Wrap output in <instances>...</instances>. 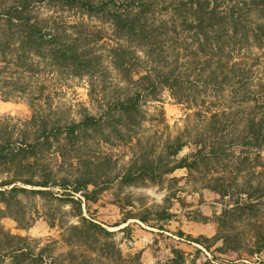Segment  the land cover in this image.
Masks as SVG:
<instances>
[{"label":"rangeland","instance_id":"obj_1","mask_svg":"<svg viewBox=\"0 0 264 264\" xmlns=\"http://www.w3.org/2000/svg\"><path fill=\"white\" fill-rule=\"evenodd\" d=\"M158 2L163 4L169 0ZM35 9L40 18H56L66 24L80 21L89 30L99 31L100 39L81 44L90 56L97 58V69L92 74H74L34 54L24 61V67L14 55H7L5 60L0 58V136L4 131L10 133L14 144L21 139L24 122L33 113L37 119L78 121L85 113L99 114L127 89L111 62V48L125 41L117 38L110 21L47 3ZM170 14L169 11L161 15L169 25L173 23ZM258 45L250 41L242 43L239 51L235 47L237 55L233 60L241 62L240 66L253 81L264 82V42ZM190 47L196 45L192 43ZM135 51L146 58L140 48ZM156 94L158 100L148 97L142 102L143 117L135 124H117L115 129L106 127L90 132L85 143L75 144V149L63 138L52 139L51 147L37 156L33 168L35 179L46 171L55 180L62 176L72 180L75 168H82L88 156L93 159L100 173L98 185L88 186L96 190L93 200L85 202L76 194L81 204L73 207L64 199L68 198L67 193L58 182L48 187L17 182L16 185L27 189H45L48 193L18 192L9 209L0 200V225L13 235L25 237L34 252L49 242L54 244L53 254L63 256L64 261L72 252L76 259L83 258L84 253L95 256L91 264H165L172 250L179 249L185 264H264V251L255 252L256 240L264 235V195L254 200L257 193L250 199L242 194L257 184L264 188V149L259 151V156L250 153L242 159L240 148H232L235 154L229 159L201 163L192 170H174L169 175L176 178L173 181L144 180L133 184L121 181L132 161L165 153V146L176 138L185 143L176 158L193 156L200 140L205 141L210 112L229 105L235 109L241 104L238 99L230 103L229 90L216 95L210 90L200 92L195 99L174 98L166 87L158 85ZM12 170L10 164L9 170L0 172V182ZM11 186L0 185V190ZM222 188L227 190L226 195L221 194ZM247 203H251V209L244 206ZM162 213L170 214V220L159 219ZM81 216L114 232L112 239L121 252L120 260L115 256V249L94 255L83 244L65 242L72 232L70 226L78 224ZM128 216L134 218L126 219ZM180 231L184 235L179 236ZM220 236L230 241L217 240ZM0 264L11 263L5 258Z\"/></svg>","mask_w":264,"mask_h":264},{"label":"trees","instance_id":"obj_2","mask_svg":"<svg viewBox=\"0 0 264 264\" xmlns=\"http://www.w3.org/2000/svg\"><path fill=\"white\" fill-rule=\"evenodd\" d=\"M158 1L161 0H0L2 60L7 55H14L21 61L18 63H24L34 54L46 58L54 67L67 69L74 74L96 72L97 58L90 56L81 44H87L90 39H100V32L89 30L90 27L80 21L66 24L56 18H40L35 8L47 3L111 22L117 38L125 41V44L119 42L111 48V62L127 84L126 91L114 97L106 109L97 115L85 113L78 121L61 123L44 117L37 119L33 113L24 122L25 128L21 130V139L17 144L12 142L10 133H1L0 172L9 170L10 164L13 166L8 178L0 182L2 186L12 185L7 190H0V200L6 208L11 207L14 194L18 192L48 193L45 189H27L16 185L17 182L40 187L58 182L67 193L68 198L64 199H68L73 207L81 204V198L76 194L82 196L85 202L93 200L92 195L96 190L88 186H97L100 177L99 165L93 159L88 156L82 168H75L76 174L72 180L65 176L55 180L51 172L46 171L41 178L35 179L33 168L39 158L37 156L51 147L52 139L63 138L75 149V144L85 143L90 132L102 131L106 127L115 129L117 124H135L143 117L142 102L148 97L158 100V85L166 87L174 98L185 96L195 99L200 92L210 90L216 95L229 90L230 103L238 99L241 104L235 109L229 105L210 112L205 141L200 140L201 144L193 156L176 158L185 144L176 138L165 146V153L152 158L143 156L139 162L132 161L121 178L123 183L173 181L176 178L169 175L174 170H192L201 163L229 159L235 154L232 148L237 147L242 159L250 153L254 157L259 156V151L264 149V82L259 79L253 81L240 66L241 62L233 58L237 55L234 53L235 47L239 51L242 43L251 41L259 46L264 42V0H169L163 4ZM160 5L162 8L158 9ZM169 11L173 22L171 25L161 16ZM192 43L196 45L195 48L190 47ZM135 48H140L146 58L137 54ZM235 58L239 59V56ZM183 59L186 60L182 62ZM258 185L242 194L245 193L250 199L257 193L258 197L254 200H259L264 195V188ZM221 191L222 195L227 194L225 188ZM244 206L252 207L251 203ZM160 215L159 219L170 220V214ZM139 219L145 221L144 218ZM70 229L72 232L66 238L67 244H83L94 255L115 249L117 260L122 258L112 239L113 231L84 216ZM179 234L184 235L182 231ZM216 239H222L225 243L230 241L223 236ZM193 241L200 243L195 238ZM54 249L55 245L49 242L34 252L25 237L13 235L0 225L1 262L9 258L11 264H91L95 259V256L87 253L83 254V258L76 259L69 252L67 261H64L63 256L53 254ZM232 251L234 249L228 254ZM263 251L264 235L256 240L255 252ZM165 264H185L183 252L173 249L172 256Z\"/></svg>","mask_w":264,"mask_h":264}]
</instances>
